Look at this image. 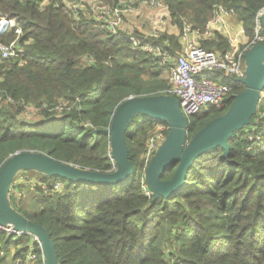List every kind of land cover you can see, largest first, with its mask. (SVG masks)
<instances>
[{
  "label": "trees",
  "instance_id": "trees-1",
  "mask_svg": "<svg viewBox=\"0 0 264 264\" xmlns=\"http://www.w3.org/2000/svg\"><path fill=\"white\" fill-rule=\"evenodd\" d=\"M41 1L0 0V13L19 18L25 60L0 62V168L10 156L30 151L86 170L116 171L111 136L102 130L110 128L116 108L127 98L167 95L168 87L164 67L135 47L131 37L176 53L185 22L203 32L225 9L253 40L264 10V0H166L177 35L155 38L135 28L120 37L88 13L73 18L65 3L72 0H51L44 9ZM219 41L221 53L228 50L227 39ZM218 43L203 46L216 51ZM84 58L90 61L84 63ZM229 83L232 94L222 108L211 107L189 120L187 141L224 115L245 89L241 82ZM31 104L46 105L37 121L21 117ZM158 122L137 114L128 123L125 138L133 173L125 181L73 182L47 174L43 183L54 187L60 182V190L45 194L37 185L34 214L13 207L46 228L59 264H264V99L250 124L228 139L227 156L220 146L209 149L188 168L181 189L154 198L146 193L144 131ZM177 167L166 169L161 180H171ZM28 237L17 242L1 234L0 264L12 245H23L18 255L26 252ZM34 254L32 264H46L40 243Z\"/></svg>",
  "mask_w": 264,
  "mask_h": 264
},
{
  "label": "water",
  "instance_id": "water-1",
  "mask_svg": "<svg viewBox=\"0 0 264 264\" xmlns=\"http://www.w3.org/2000/svg\"><path fill=\"white\" fill-rule=\"evenodd\" d=\"M259 14L264 30V10ZM245 71V78L239 80L245 85L244 91L235 96L224 115L209 121L190 141H187L189 122L181 116L177 98L170 95L133 96L120 103L110 128L102 130L111 136L112 157L116 163L114 172L82 169L40 152L22 151L10 156L0 168V223H12L35 235L45 263L59 264L55 245L46 228L27 219L11 205L8 198L9 181L18 171L28 168H36L48 175L73 182L117 184L125 181L133 173L125 132L128 123L137 114L169 124V134L146 169V184L154 198L173 195L183 187L187 170L198 157L217 146L222 147L227 156L230 150L228 139L234 132L250 124L264 89V44H257L248 51ZM176 163L178 167L174 177L169 181L161 180L163 172Z\"/></svg>",
  "mask_w": 264,
  "mask_h": 264
},
{
  "label": "built area",
  "instance_id": "built-area-1",
  "mask_svg": "<svg viewBox=\"0 0 264 264\" xmlns=\"http://www.w3.org/2000/svg\"><path fill=\"white\" fill-rule=\"evenodd\" d=\"M50 3L51 0H42L40 8L44 9ZM65 3L73 18L79 19L81 13H88L101 27L120 37H127L133 32L130 31V17L128 16L140 8L157 11V14L150 19L151 31L146 36L160 38L163 35L165 21L170 17L166 0H118L115 4H108L103 0H72ZM225 14H229V11L222 9L213 20L214 23L223 25ZM260 28L261 19L258 18L255 38L249 40L244 46H239L234 40L230 48L223 53L208 50L200 43L217 31H212L207 27L205 31L200 32L188 22H185L180 33V50L176 53L156 45L140 44L135 37H131V41L135 47L148 52L155 64L170 67L168 87L164 93L177 98L181 111L187 116L196 117L207 113L211 107L222 108L226 99L232 94L233 87L229 82H239L240 79L245 78V54L253 46L264 41ZM23 50V29L19 18L0 13V62L23 64L25 62L22 57ZM87 59L90 61V58ZM262 99H264V89L261 92L260 102ZM59 108L60 106L57 107ZM169 128L163 122L155 124L153 128L155 134L150 139L145 152L146 167L165 141ZM23 180L31 183V179L29 180L27 176L23 177ZM41 187L45 194H53L62 188V184L57 182L54 187H48L45 184ZM146 188L149 196L151 191L147 184ZM1 234L14 239L31 235L37 240L35 235L17 228L12 223H0ZM30 259L35 260L36 255L30 254Z\"/></svg>",
  "mask_w": 264,
  "mask_h": 264
},
{
  "label": "crops",
  "instance_id": "crops-1",
  "mask_svg": "<svg viewBox=\"0 0 264 264\" xmlns=\"http://www.w3.org/2000/svg\"><path fill=\"white\" fill-rule=\"evenodd\" d=\"M157 14V11H150L145 8H140L137 12L131 13L130 17V25H134V20L133 16H136V22L138 24L141 23V20H145V25L148 27L140 29V31L144 34H148L151 31V25L149 24L150 19L153 17V15ZM222 24L219 23H214L210 22L208 24V27L212 29V31H219V29L222 27ZM241 27V30H240ZM238 30V35L235 36L234 38L240 43H243L244 40L246 39V34L244 32V29L242 27V23L239 22L237 29ZM180 31L176 25H173L171 22V18L168 17L165 21V25L163 28V34H178ZM216 33V32H215ZM232 35V34H231ZM249 41V39H248ZM180 43V40L178 41V44ZM88 62L87 58L83 59V62L85 61ZM169 75V74H168ZM24 172H28L27 178L30 180L31 183L23 180V178H20L19 175L23 174ZM47 176L46 173L43 171H40L36 168H28L27 170L23 169L18 171L16 174L13 175L11 180L9 181L8 184V198L10 200V203L12 206H15L16 208L24 209L29 213L34 214L35 209L37 210L39 207L38 201L36 197L39 195L38 191L36 190L37 185H43V177ZM33 195V196H32ZM32 196V198H30ZM28 237V243L27 245L30 246L28 250L22 255H18V253L21 251L20 249L22 248V244L17 243L15 245H12L10 248L7 249V251L10 252V255L7 257L5 264H32L35 260L30 259V254L34 253V248L35 245L38 244L39 242L34 238V236L29 235ZM17 242L19 239H16ZM6 250V249H5Z\"/></svg>",
  "mask_w": 264,
  "mask_h": 264
},
{
  "label": "rangeland",
  "instance_id": "rangeland-1",
  "mask_svg": "<svg viewBox=\"0 0 264 264\" xmlns=\"http://www.w3.org/2000/svg\"><path fill=\"white\" fill-rule=\"evenodd\" d=\"M128 17H132V16L129 15ZM133 18H135V20H134V25L135 26L129 25L130 26V31H135V28H136L137 31H139L142 28L143 29L146 28V30L148 29V27L145 25V20L144 19L141 20L140 24H138L136 22V16H133ZM212 22H214V21H212ZM239 22H240V20L237 18V16L232 14L229 11V14H225L224 15L223 27L221 28V31H217L215 34L213 33L212 36L206 38L205 41H203V42L200 41V43L205 46V43H207L209 41H217V42H219L218 44H220V45H219V47L217 48L216 51L221 53V49H222L223 43H221V41H219V37H224L225 39H227V42H228V45H229V48H230L231 42H234V40H236V39H234V37L238 35V30H236V29H237V26H238ZM242 27H243V25H242ZM243 29H244V27H243ZM240 30H241V27H240ZM244 32H245V30H244ZM231 34H232V36H231ZM245 34H246V32H245ZM248 39H249V37L246 34V39L244 40L243 43L239 44L240 41H238V40H236V42H238L239 46H244V45H246L247 42H249ZM84 63H85V61H84ZM163 67H164V69H162L163 76L167 79L168 74L170 72V67L167 66V65L163 66ZM36 106H38V105L31 104V106L29 108H26L25 111L21 114V117L23 119H25V120L27 119L29 121H37L39 119V117L37 115H39L41 112H43L45 105L41 106L40 108H38ZM67 106H68L67 110H69V109L71 110V106H70L69 103H68ZM181 114H182L181 116L186 118L187 120H190V121L193 120V116H187V114L184 113V112H182ZM154 126L148 128V130L144 131V136L146 137V142H145L146 143L145 144V148L146 149L148 148V144H149L150 139L155 134V130H153ZM141 136H143V132H141ZM28 175H29L28 172H24L23 174L19 175V177L23 178V177L28 176ZM32 196H30V198H32ZM36 212H37V210L35 209V213Z\"/></svg>",
  "mask_w": 264,
  "mask_h": 264
}]
</instances>
